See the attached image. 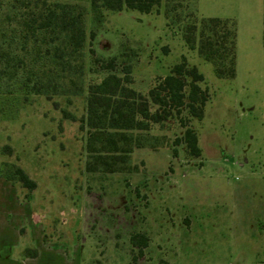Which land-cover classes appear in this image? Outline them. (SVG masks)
<instances>
[{"label":"rangeland","instance_id":"374dc122","mask_svg":"<svg viewBox=\"0 0 264 264\" xmlns=\"http://www.w3.org/2000/svg\"><path fill=\"white\" fill-rule=\"evenodd\" d=\"M63 1L85 7L94 34L86 82L129 64L130 86L146 96L183 55L204 77L203 117L169 108L130 152L127 171L87 172L84 96L17 105L0 119V264H264L263 0H161L149 13L102 9L99 22L90 0ZM201 17L235 22L234 78L216 77L182 39L181 27ZM97 57H115L114 67ZM186 127L199 156L182 140ZM14 166L32 187L6 177ZM136 233L145 246L131 242Z\"/></svg>","mask_w":264,"mask_h":264},{"label":"trees","instance_id":"16d2710c","mask_svg":"<svg viewBox=\"0 0 264 264\" xmlns=\"http://www.w3.org/2000/svg\"><path fill=\"white\" fill-rule=\"evenodd\" d=\"M161 0H90L95 22L102 19V9H133L149 13ZM264 5V0H263ZM168 9V8H167ZM83 5L63 0H0V119L9 120L19 104H29L32 96H84L80 129L85 131L84 151L87 172H124L131 163L129 154L143 146L144 134L151 124L159 123L169 108L201 119L206 101L199 82L204 77L196 66H187L185 57L169 73L158 77L147 95L133 89L131 66L122 74L108 72L100 80H85V45ZM235 22L228 18L201 17L185 23L180 31L189 49L213 64L218 78L235 77ZM92 53L93 50L89 49ZM101 68L112 69L115 57ZM188 91L185 92V88ZM151 105L156 106L151 110ZM189 153L200 155L196 133L186 127L182 136ZM7 178L32 187V180L14 166ZM134 245L143 247V233L131 236Z\"/></svg>","mask_w":264,"mask_h":264}]
</instances>
